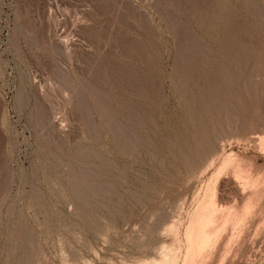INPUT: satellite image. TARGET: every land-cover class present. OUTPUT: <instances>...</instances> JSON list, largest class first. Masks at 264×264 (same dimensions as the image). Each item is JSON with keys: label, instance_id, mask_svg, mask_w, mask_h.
I'll list each match as a JSON object with an SVG mask.
<instances>
[{"label": "rangeland", "instance_id": "1", "mask_svg": "<svg viewBox=\"0 0 264 264\" xmlns=\"http://www.w3.org/2000/svg\"><path fill=\"white\" fill-rule=\"evenodd\" d=\"M263 125L264 0H0V264H264Z\"/></svg>", "mask_w": 264, "mask_h": 264}, {"label": "bare ground", "instance_id": "2", "mask_svg": "<svg viewBox=\"0 0 264 264\" xmlns=\"http://www.w3.org/2000/svg\"><path fill=\"white\" fill-rule=\"evenodd\" d=\"M244 46V45H243ZM188 60V59H187ZM185 62V61H184ZM207 74V73H206ZM252 80V79H251ZM125 103V102H124ZM242 103V102H241ZM129 107V106H128ZM221 121V120H220ZM264 126V125H263ZM122 130V129H121ZM126 133V132H125ZM263 133V132H262ZM131 136V135H130ZM258 137V136H257ZM260 137H262L263 138V136H260ZM259 137V138H260ZM200 142V141H199ZM216 146V145H215ZM230 158V157H229ZM228 158V160L225 162V164L224 165H222L219 169H220V171L222 170V171H224L225 170V166L227 167L229 164L228 163H230L231 162V160H233V159H229ZM228 164V165H227ZM238 164V163H237ZM241 164V163H240ZM238 166H240V165H238ZM222 168H224V169H222ZM228 169V168H227ZM249 173V172H248ZM259 173V172H258ZM220 174V173H219ZM240 177V176H239ZM238 177V178H239ZM247 177V176H246ZM246 177H244V178H246ZM236 178H237V176H236ZM238 178L235 180V181H237L238 180ZM232 179V178H231ZM230 179V182L231 181H233V180H231ZM240 179V178H239ZM242 179V178H241ZM247 179V178H246ZM244 180V179H243ZM226 181H228V180H226ZM229 183V182H228ZM232 183V182H231ZM230 183V184H231ZM236 183V182H235ZM239 183V182H238ZM241 183V182H240ZM264 183V182H263ZM241 185V184H240ZM240 185H239V187H240ZM235 186H236V184H235ZM243 187V186H242ZM240 189H241V187H240ZM225 190V189H224ZM238 190V189H237ZM215 191V190H214ZM244 191V190H243ZM245 191H246V189H245ZM242 192V190L240 191L239 190V193H241ZM260 192V191H259ZM217 193V192H216ZM233 193V192H232ZM234 194V193H233ZM243 194V193H242ZM215 195V194H214ZM241 195V194H240ZM239 195V196H240ZM208 196V195H207ZM216 196V195H215ZM232 196V195H231ZM243 195H241V197H242ZM212 197V196H211ZM237 197L238 196H236V201H237ZM247 197H249V196H246V198ZM253 198V197H252ZM205 199V198H204ZM239 199H240V197H239ZM248 200L250 199V197L249 198H247ZM247 199H245V201L247 202L248 200ZM252 201V200H251ZM250 201V202H251ZM243 202V201H242ZM245 202V203H246ZM249 203V202H248ZM217 204V203H216ZM215 204V201L214 200H210V201H208V200H206V201H204V202H201V209L199 210V212H197L198 214V222L200 223V227L201 228H199V230L197 231V233L194 235V238L193 239H195V241H201L202 239H203V241L204 242H207V241H209V240H211L210 239V234H212V232L210 231V227H214L215 225H214V223H216V217H217V213H219L220 211H221V207H219V208H217L218 207V204L216 205ZM242 204V203H241ZM250 204V203H249ZM238 205V204H237ZM222 206V205H221ZM224 206V205H223ZM246 206V205H245ZM234 208H235V206H233ZM253 207V206H252ZM248 208V207H247ZM247 208H245V209H247ZM218 209H219V212H218ZM223 210V209H222ZM197 211V210H196ZM264 211V210H263ZM217 212V213H216ZM223 212H224V210L222 211V214H223ZM248 212V211H247ZM229 214V213H228ZM228 214L226 215V216H228ZM226 216H225V218H226ZM195 218V217H194ZM221 218H222V216H221ZM221 218H220V220H221ZM224 218V219H225ZM227 218H229V216L227 217ZM227 218L224 220V223L226 224V222H229V221H227ZM219 220V219H218ZM219 220V221H220ZM238 220V219H237ZM242 221V220H241ZM194 223V222H193ZM218 223V222H217ZM224 223H221L219 226H217V229H219L218 227H220L222 230H223V228L221 227ZM223 226H225V225H223ZM190 228V227H189ZM217 229H216V231H217ZM193 230V229H192ZM196 230V229H195ZM203 230V231H202ZM189 231H190V229H189ZM213 231V230H212ZM221 231V230H220ZM215 235H216V233H215ZM215 235H213V236H215ZM203 236V237H202ZM216 237V236H215ZM192 238V237H191ZM192 239V240H193ZM212 241V240H211ZM193 243H194V241H193ZM192 248V247H191Z\"/></svg>", "mask_w": 264, "mask_h": 264}]
</instances>
